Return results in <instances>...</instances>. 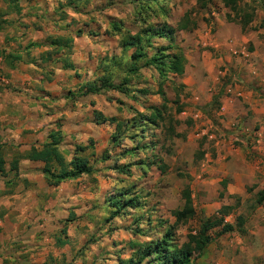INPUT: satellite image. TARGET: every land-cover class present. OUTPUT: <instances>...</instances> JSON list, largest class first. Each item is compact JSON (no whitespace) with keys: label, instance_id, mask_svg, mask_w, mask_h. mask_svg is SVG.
<instances>
[{"label":"rangeland","instance_id":"374dc122","mask_svg":"<svg viewBox=\"0 0 264 264\" xmlns=\"http://www.w3.org/2000/svg\"><path fill=\"white\" fill-rule=\"evenodd\" d=\"M144 1L51 0V4H47V0H19L20 11L16 13L8 7V0H0V40L11 46L15 41L25 44L42 41L48 36L72 38L68 57L75 69L60 70V63L53 64L54 80L49 86L63 98L64 92H68L67 96L70 93L75 95L64 100L61 119L69 122L79 117L95 123V115L100 113L102 117L125 122L135 118L136 112L148 113L145 110L148 106L160 107L163 103L153 71L143 68L131 77L132 96L129 97L115 91L84 98L77 95L81 83L110 75L117 84L124 76L132 49L121 51L119 36L112 29L113 23H121L124 29L135 33L143 26L138 16L141 13L146 22L166 21L173 27L185 13H190V17L197 21V28L205 25L213 28L215 15L224 20L229 15L238 21L240 13L251 14L252 22L247 27L255 31L264 21L261 9L247 0H239L238 14L224 7L221 0H160L167 16L158 10L156 4ZM204 3L207 4L203 8ZM147 6L152 9L148 10ZM260 36L263 41L260 49L264 50V34ZM175 40L186 57L193 51H205L199 44L194 46L187 31L177 32ZM155 43L166 44L159 39ZM242 52L249 54V47L239 52L240 57ZM60 55H54L55 59ZM183 76H171L162 87L170 102L191 99L182 83ZM14 85L17 88L24 86L18 82ZM210 89L211 86L207 87V91ZM258 89L262 92H256L257 96L253 98L264 99V82ZM141 90L148 92L142 94ZM165 110L164 124L149 127L141 141V144L152 142L154 146L132 156H122L121 153L135 147L137 142L124 137L120 145H112L110 137L115 125L100 124L85 152L94 172L61 184L55 190L37 192L44 200L43 206L13 210L11 202H3L0 189V264H118L119 258L128 259L137 244L161 238L174 225L173 213L183 206L181 193L187 186L193 196L195 216L173 226L174 243L181 245L185 242L187 235L196 232L207 218L220 217L224 206L232 207L224 216L225 222L236 224L238 216L244 220L243 233L234 231L217 236L219 229L211 231V243L195 255L194 264H264V205L256 203L258 190L264 188V157L257 149L264 143L260 136L264 122L255 120V114L245 110L244 114H238L233 126L226 128L213 112L203 107L183 115L169 103ZM207 119L211 123H207ZM126 135H132V129L126 131ZM222 144L224 149L228 145L239 148L243 160L257 167V181L243 195L227 193L230 174H218L217 180L208 184L206 190H200L197 183L206 167L227 171L215 163V150ZM66 159L69 160L70 155H66ZM139 161H144L147 167L141 170L132 166L130 176L112 169L116 164ZM226 162L228 160L223 159L220 163ZM18 181L15 179V186ZM127 188L140 197L143 209L128 208L123 214L112 217L108 199ZM26 196L30 197V194ZM141 215L144 220L135 224L134 219ZM136 227L142 232L135 233Z\"/></svg>","mask_w":264,"mask_h":264},{"label":"crops","instance_id":"0c3cea01","mask_svg":"<svg viewBox=\"0 0 264 264\" xmlns=\"http://www.w3.org/2000/svg\"><path fill=\"white\" fill-rule=\"evenodd\" d=\"M47 1V4H51V0ZM247 1L261 9L260 14L264 16V0ZM213 20V28L205 25L188 32L194 46L199 44L205 51H193L190 56H185L182 83L190 92L191 99L188 97L185 102L182 99L175 109L186 115V112L202 110L203 107L213 112L218 122L226 128L233 126L238 114H244L245 110L254 113L255 120L264 122V99L253 98L257 96L256 92H262L258 86L264 82V50L260 49L263 47L260 36L264 34L263 29L257 28L255 31L246 27L242 30L234 21L220 19L216 15ZM48 37L25 44L15 41L11 44L13 47L0 40V158L5 161L6 171L4 175L0 174V189L3 202H11L13 210L25 206H43L44 200L39 198L37 192H49L61 184L74 181L62 182L58 186L48 185L41 173L43 163L24 158L32 146L40 148L51 131L60 130L63 139L59 149L66 156L75 145L87 146L100 126L79 117L69 122L61 119L64 114L62 104L69 97L68 92H64L66 98H63L49 87L54 80L52 63L55 57L53 55L52 60H45L48 58L46 52L51 50L46 42ZM31 43H42V46L31 47ZM246 46L250 49L249 54L242 52L244 56L240 57L239 52ZM15 82L24 85L23 88H17ZM209 86L211 89L207 91ZM243 104L245 107H242ZM207 123L211 121L207 119ZM260 132L264 139V127ZM104 146L106 148V143ZM257 149L258 154L264 157V143ZM215 153V163L227 171L206 167L205 174L203 172L198 176L200 180L197 183L201 187L198 189L206 190L218 174H230L231 184L227 187L229 195H243L246 189L255 184L257 167L243 160L239 148L228 145L224 149L222 144ZM14 159L18 160V169L9 172L10 162ZM223 159L228 162L222 165L220 162ZM15 179H19L17 186L14 185ZM21 193L24 195L20 197ZM191 197L193 199L192 194Z\"/></svg>","mask_w":264,"mask_h":264},{"label":"trees","instance_id":"16d2710c","mask_svg":"<svg viewBox=\"0 0 264 264\" xmlns=\"http://www.w3.org/2000/svg\"><path fill=\"white\" fill-rule=\"evenodd\" d=\"M160 0H145V3L156 4L158 10L163 13V6L159 3ZM209 1V0H208ZM223 6L230 11L238 14L239 0H221ZM8 7L13 12L18 13L20 11L19 0H8ZM207 3L203 4V8ZM143 8V7H142ZM148 10H151V6H147ZM253 10V9H251ZM152 12V11H151ZM142 14V13H141ZM138 14L143 26L138 31L131 33L128 29H124L121 23H113L112 29L116 35L119 36L118 45L122 52H126L132 49L128 55V65L124 70V76L119 83H114V80L108 75L107 77H101L97 80L87 81L81 83L78 88L77 95L84 97L87 95H97L104 91H115L119 94H123L129 97L132 92L129 81L132 76L136 75L140 69H148L155 73L153 79L158 86V95L162 100L160 107L156 105H150L145 110L148 113L136 112V117L128 121L122 122L114 117L106 118L102 117L100 113L95 115V124L100 125L108 123L114 124L115 128L110 137L112 145H120L124 137L137 142L135 147L131 149H124L122 156H132L139 151H146L148 148L153 147L154 143H144L141 141L144 139V132L149 127H160V124H164L166 120V108L169 103L178 105V101L170 102L162 91V87L169 80L171 76L179 77L184 74L186 67V57L182 48L177 44L175 35L177 32L187 31L192 32L197 28V21L190 17V13H185L180 20L173 27L166 21H160L158 23L146 22L144 15ZM241 18L237 21L227 15L228 21H234L239 24L244 30L251 22V14H241ZM260 28H264V21L261 23ZM162 40L166 42L164 45H158L156 40ZM48 46L51 50L47 51L48 56L45 60H52L51 56L59 55L56 57L53 64H61L62 70H74V64L69 61L70 49L72 47V38L70 37H48L46 39ZM31 47H40L42 43H31ZM54 67V65H53ZM142 94H146L148 91H139ZM68 97H74L73 93ZM132 96V95H130ZM176 112L180 110L176 109ZM123 127L126 130L123 131ZM132 129V135L127 136L126 131ZM141 133V135H139ZM62 134L60 130L51 131L46 142H44L40 148L32 146L29 151L24 155V158L32 162H42L41 173L43 174L46 183L50 186H58L62 182L75 180L81 176H89L94 172V167L90 164L88 158L85 156L87 146L75 145L72 152L69 153L70 159L67 160L65 154L59 149L62 142ZM89 149V148H88ZM106 159L103 158V161ZM5 161L0 158V174H5ZM18 160L14 159L10 162L9 172L17 171ZM138 166L141 170H145L147 167L144 161L138 163H127L123 165L116 164L112 168L119 174L131 175V167ZM162 172V170H161ZM131 193V189H122L118 191L116 195L108 199V207L111 208L112 217L119 214H123L128 208L130 209H143L144 203L140 202V197ZM183 206L174 211L173 216L175 219L174 227L185 223L187 220L195 216V208L191 197V191L189 187H185L182 191ZM257 204L264 205V189L257 192ZM231 206H224L221 208L220 217L207 218L200 223L199 229L187 235V240L181 245L174 243L172 236L173 226H170L163 236L157 240H151L148 242H142L137 244V249L128 257V259H118V264H194L195 255H199L207 246L211 243L212 238L210 236L211 231L219 229L217 236L232 233L234 231L244 232L243 225L244 220L242 216L236 218V224L228 223L224 221V216L229 214ZM140 220H144V216L134 219L135 224H138ZM142 232L141 229L136 227L135 233Z\"/></svg>","mask_w":264,"mask_h":264},{"label":"built area","instance_id":"2783aa9c","mask_svg":"<svg viewBox=\"0 0 264 264\" xmlns=\"http://www.w3.org/2000/svg\"><path fill=\"white\" fill-rule=\"evenodd\" d=\"M246 56V55H245Z\"/></svg>","mask_w":264,"mask_h":264}]
</instances>
